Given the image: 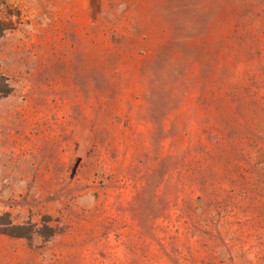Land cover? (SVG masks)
I'll return each mask as SVG.
<instances>
[{
	"label": "rangeland",
	"instance_id": "1",
	"mask_svg": "<svg viewBox=\"0 0 264 264\" xmlns=\"http://www.w3.org/2000/svg\"><path fill=\"white\" fill-rule=\"evenodd\" d=\"M0 21V264H264V0Z\"/></svg>",
	"mask_w": 264,
	"mask_h": 264
},
{
	"label": "trees",
	"instance_id": "2",
	"mask_svg": "<svg viewBox=\"0 0 264 264\" xmlns=\"http://www.w3.org/2000/svg\"><path fill=\"white\" fill-rule=\"evenodd\" d=\"M11 26L7 25L5 22L0 21V39L3 37L6 31L11 30ZM13 89L7 84V80L0 77V98H6L10 96ZM1 234L8 235L15 238H26L28 239V234L25 232L24 228L10 227L7 230H2Z\"/></svg>",
	"mask_w": 264,
	"mask_h": 264
}]
</instances>
